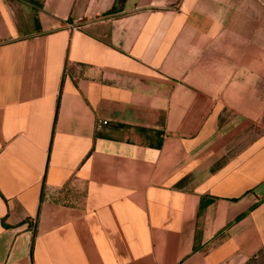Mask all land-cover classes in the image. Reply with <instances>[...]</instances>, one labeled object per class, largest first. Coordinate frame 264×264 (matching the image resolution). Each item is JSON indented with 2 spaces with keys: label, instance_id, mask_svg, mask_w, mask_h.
<instances>
[{
  "label": "crops",
  "instance_id": "crops-1",
  "mask_svg": "<svg viewBox=\"0 0 264 264\" xmlns=\"http://www.w3.org/2000/svg\"><path fill=\"white\" fill-rule=\"evenodd\" d=\"M258 86L264 0H0V264L255 257Z\"/></svg>",
  "mask_w": 264,
  "mask_h": 264
},
{
  "label": "rangeland",
  "instance_id": "rangeland-1",
  "mask_svg": "<svg viewBox=\"0 0 264 264\" xmlns=\"http://www.w3.org/2000/svg\"><path fill=\"white\" fill-rule=\"evenodd\" d=\"M256 89L258 91L257 94L260 97H223V102L228 109H231V107L238 105L240 113H250L249 107L255 106L256 113H258L259 116L255 122L253 123L251 122V125L253 127L251 126V128L249 129V131L255 133L254 135H257V132L261 133L264 131V115H263L264 97H262V86H258L256 87ZM255 128L257 129L255 130ZM240 264H264V249L261 250L252 259Z\"/></svg>",
  "mask_w": 264,
  "mask_h": 264
},
{
  "label": "built area",
  "instance_id": "built-area-1",
  "mask_svg": "<svg viewBox=\"0 0 264 264\" xmlns=\"http://www.w3.org/2000/svg\"><path fill=\"white\" fill-rule=\"evenodd\" d=\"M107 125V122L99 121L97 127L101 128L102 126Z\"/></svg>",
  "mask_w": 264,
  "mask_h": 264
}]
</instances>
